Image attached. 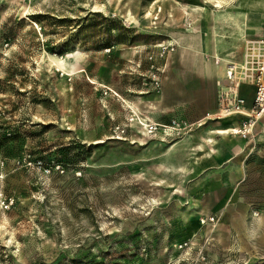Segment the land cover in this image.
I'll return each instance as SVG.
<instances>
[{
  "label": "rangeland",
  "instance_id": "1",
  "mask_svg": "<svg viewBox=\"0 0 264 264\" xmlns=\"http://www.w3.org/2000/svg\"><path fill=\"white\" fill-rule=\"evenodd\" d=\"M233 1L0 0V264L264 257V139L220 132L227 72L255 96Z\"/></svg>",
  "mask_w": 264,
  "mask_h": 264
},
{
  "label": "crops",
  "instance_id": "2",
  "mask_svg": "<svg viewBox=\"0 0 264 264\" xmlns=\"http://www.w3.org/2000/svg\"><path fill=\"white\" fill-rule=\"evenodd\" d=\"M219 5L220 2L218 4V7ZM231 8L234 9V16H236L235 14H237V17L240 20V22L238 23L240 27L238 31L233 34V39H254L261 35L264 21V0H234L232 2ZM235 20L236 18L234 17V21H232L233 24H236ZM219 24L225 30L226 25H228L225 17L221 20L220 16L218 15V28H220ZM199 47L197 49L195 48L194 51L185 50V52L188 53L202 52L198 57L200 58V63L198 64L197 69L193 68L194 71H198L200 75H202L203 78L207 80H214L219 78L223 68L220 62H222L224 65V62L228 60L224 58L221 59L220 57L222 40L217 30L214 28H207L204 31ZM233 64L234 66L239 65L238 63ZM243 97L245 98L246 96ZM245 99L248 108L251 107L254 95L250 94ZM229 130L230 129H224L220 132L223 135H228L230 134ZM256 130L259 131V137H261V139H264V119H262L258 124ZM249 264H264V257Z\"/></svg>",
  "mask_w": 264,
  "mask_h": 264
},
{
  "label": "built area",
  "instance_id": "3",
  "mask_svg": "<svg viewBox=\"0 0 264 264\" xmlns=\"http://www.w3.org/2000/svg\"><path fill=\"white\" fill-rule=\"evenodd\" d=\"M247 63L249 70L253 72L255 85V96L251 109L245 111L243 99L231 88L235 81L230 76H228L227 82L222 85L219 97L221 116L239 114L245 117V121L233 129L244 137L252 134L257 125L264 119V21L262 34L249 43Z\"/></svg>",
  "mask_w": 264,
  "mask_h": 264
},
{
  "label": "bare ground",
  "instance_id": "4",
  "mask_svg": "<svg viewBox=\"0 0 264 264\" xmlns=\"http://www.w3.org/2000/svg\"><path fill=\"white\" fill-rule=\"evenodd\" d=\"M214 47H215V46H214ZM199 48H200V47H199ZM196 49H197V48H196ZM233 66H234V65H233ZM240 66H241V65L234 66V67L236 68V67H240ZM233 69H234V68H233ZM227 75L230 76V77L232 78V75H233V74H232V70H231V71H228V72H227ZM231 132H235V131H234V130H229V133H230V134H231Z\"/></svg>",
  "mask_w": 264,
  "mask_h": 264
},
{
  "label": "trees",
  "instance_id": "5",
  "mask_svg": "<svg viewBox=\"0 0 264 264\" xmlns=\"http://www.w3.org/2000/svg\"><path fill=\"white\" fill-rule=\"evenodd\" d=\"M1 145H3V144H1Z\"/></svg>",
  "mask_w": 264,
  "mask_h": 264
}]
</instances>
